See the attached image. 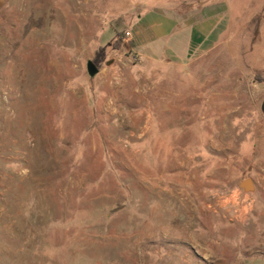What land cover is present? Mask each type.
<instances>
[{
	"label": "rangeland",
	"instance_id": "obj_1",
	"mask_svg": "<svg viewBox=\"0 0 264 264\" xmlns=\"http://www.w3.org/2000/svg\"><path fill=\"white\" fill-rule=\"evenodd\" d=\"M263 98L264 0H0V264H264Z\"/></svg>",
	"mask_w": 264,
	"mask_h": 264
},
{
	"label": "crops",
	"instance_id": "obj_2",
	"mask_svg": "<svg viewBox=\"0 0 264 264\" xmlns=\"http://www.w3.org/2000/svg\"><path fill=\"white\" fill-rule=\"evenodd\" d=\"M184 16H179L170 10H149L146 11L142 16L138 17L136 21L138 29L134 30V27L130 28L131 39L133 41L134 47L138 49L140 45H144L143 52L151 53V49L163 53L165 49L171 44L177 43L178 38H173V36L184 28H198L201 32L203 28L200 22L189 20L182 23V18ZM142 20L143 25H139V21ZM180 42V41H179ZM178 42V44H179ZM156 44L159 46L157 47ZM176 45V47L178 46ZM165 60H171L166 58Z\"/></svg>",
	"mask_w": 264,
	"mask_h": 264
},
{
	"label": "water",
	"instance_id": "obj_3",
	"mask_svg": "<svg viewBox=\"0 0 264 264\" xmlns=\"http://www.w3.org/2000/svg\"><path fill=\"white\" fill-rule=\"evenodd\" d=\"M86 70H87V73L89 74V76H94L98 72V67L91 59H89L86 62ZM261 109L264 111V99L261 103ZM248 182H250V181L246 180L243 183V185L245 186L244 187L245 189L247 186H251Z\"/></svg>",
	"mask_w": 264,
	"mask_h": 264
},
{
	"label": "built area",
	"instance_id": "obj_4",
	"mask_svg": "<svg viewBox=\"0 0 264 264\" xmlns=\"http://www.w3.org/2000/svg\"><path fill=\"white\" fill-rule=\"evenodd\" d=\"M125 34L126 35H129V31H126ZM229 196H232V194H229ZM241 199H242V202L243 203L247 200V198H245V197L244 198H241ZM249 203H250V200L248 199V201L246 202V204L249 205ZM247 213H248V209L244 210L242 212V215H246Z\"/></svg>",
	"mask_w": 264,
	"mask_h": 264
},
{
	"label": "trees",
	"instance_id": "obj_5",
	"mask_svg": "<svg viewBox=\"0 0 264 264\" xmlns=\"http://www.w3.org/2000/svg\"><path fill=\"white\" fill-rule=\"evenodd\" d=\"M103 52V48H100V50L98 51V54ZM93 62L98 65V60L93 59Z\"/></svg>",
	"mask_w": 264,
	"mask_h": 264
},
{
	"label": "bare ground",
	"instance_id": "obj_6",
	"mask_svg": "<svg viewBox=\"0 0 264 264\" xmlns=\"http://www.w3.org/2000/svg\"><path fill=\"white\" fill-rule=\"evenodd\" d=\"M250 184V182H248ZM248 185V184H247Z\"/></svg>",
	"mask_w": 264,
	"mask_h": 264
},
{
	"label": "flooded vegetation",
	"instance_id": "obj_7",
	"mask_svg": "<svg viewBox=\"0 0 264 264\" xmlns=\"http://www.w3.org/2000/svg\"><path fill=\"white\" fill-rule=\"evenodd\" d=\"M264 99V98H263ZM263 101V100H262Z\"/></svg>",
	"mask_w": 264,
	"mask_h": 264
}]
</instances>
